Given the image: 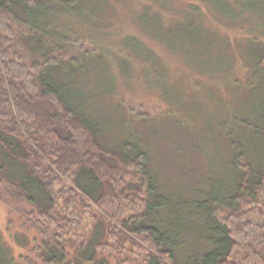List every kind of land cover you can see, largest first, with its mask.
Returning a JSON list of instances; mask_svg holds the SVG:
<instances>
[{"label": "trees", "instance_id": "obj_1", "mask_svg": "<svg viewBox=\"0 0 264 264\" xmlns=\"http://www.w3.org/2000/svg\"><path fill=\"white\" fill-rule=\"evenodd\" d=\"M221 1L229 6L220 0L217 10L236 28L235 10L220 8ZM80 2L0 0V186L6 190L0 201L33 208L28 215L41 239L42 264H107L110 258L118 264H264V25L245 11L239 18L254 30L238 55L241 80L234 84L245 82L249 108L221 119L213 134L221 140L206 146L222 156L211 164L208 188L189 200L163 192L133 134L117 150L105 145L101 119L67 84V75L92 61V51L71 40L82 56L50 57L60 45L49 36L51 6ZM200 10L191 18L205 33ZM27 39L31 54L24 50ZM146 59L152 69L157 60ZM131 241L143 251L126 249ZM3 250L4 264H17Z\"/></svg>", "mask_w": 264, "mask_h": 264}, {"label": "rangeland", "instance_id": "obj_2", "mask_svg": "<svg viewBox=\"0 0 264 264\" xmlns=\"http://www.w3.org/2000/svg\"><path fill=\"white\" fill-rule=\"evenodd\" d=\"M80 1L75 6L65 3V9L51 6L49 36L64 47L51 48L50 57L60 60L65 51L82 56L71 40L92 51V61L83 71L67 75V84L78 102L101 119L107 148L117 150L133 134L148 152L166 195L200 197L213 178L212 162L222 156L206 145L220 136L213 134L223 117L249 108L245 82L242 79L245 87L234 84L241 80L238 55L246 52L254 30L252 23L239 18L245 11L263 26L264 0H227L229 6L221 1L220 8L235 10L236 28L228 27L232 19L217 10L220 0ZM195 7L201 8L198 17L209 29L202 26L205 33L196 17L191 18ZM24 50L32 52L28 39ZM148 56L157 60L152 69ZM223 155L230 157L225 149ZM0 193L6 197L5 187L0 186ZM8 204L0 201V264L6 248L17 264H42L36 250L41 239L28 215L33 208L25 202ZM85 222L91 231L90 217ZM103 230L100 224L99 232ZM126 249L143 251L133 241ZM139 254H133L134 259Z\"/></svg>", "mask_w": 264, "mask_h": 264}]
</instances>
